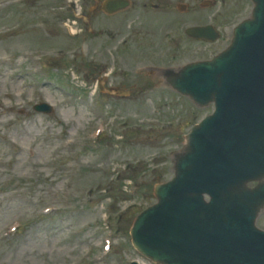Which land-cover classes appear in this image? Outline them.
<instances>
[{"label":"rangeland","instance_id":"1","mask_svg":"<svg viewBox=\"0 0 264 264\" xmlns=\"http://www.w3.org/2000/svg\"><path fill=\"white\" fill-rule=\"evenodd\" d=\"M241 1L242 8L239 9L238 13H247V2ZM47 4L52 9H59L61 0H49ZM197 13L208 17L211 11H198ZM4 19V22H0V26L2 24L13 26L18 23L14 16H5ZM32 19L35 18L26 16L22 22L28 23ZM13 44L15 43L11 41L0 45V59L4 55L17 56V53L20 51L36 47L28 44L15 47ZM90 44L94 49L96 48V42L93 41ZM8 46L12 49H9ZM70 46L71 44L68 48ZM50 47L52 46L46 44L40 48ZM58 62L57 60V65ZM50 63H53V61H50ZM68 69L75 73L73 65H70ZM16 74H18L17 65L14 64L12 67L0 65V90L5 92L11 91L14 95L13 101H5V103H16L25 107L20 110V113L24 112V115L17 116L19 111L16 110L12 116L15 119L13 120L15 129L9 131V136L15 139L19 146L23 147V150L17 155L14 166H12L14 159L9 157L11 155L10 151L0 140V162L2 163L0 166V169L2 168L0 170V215L2 218L0 220V228L5 227L9 222L17 218L28 220L31 215L39 211L41 206L47 204L62 206L63 209L60 215H56L50 221L34 223L28 228L26 241L32 245L24 251L25 258L28 259L26 262L18 260L16 263L27 264V262L31 261L33 264H54L53 260L46 261L48 253H52L54 259L58 260L61 255L83 252L85 245L78 244L80 240L88 239L95 243L99 242L102 233L101 228L94 224L96 220H100L103 217V208L107 204L102 199H98L91 206L84 205L83 192L87 186L95 184L96 175H90V178L83 180V172L87 161L96 164V157L88 158L86 157L88 154L83 155L80 161H78L80 174L76 171V167L67 171L61 170L58 165L49 166L48 156L50 155L49 149H51L49 147L50 142L47 138L49 130L44 129L48 128L51 131L57 130L55 120L59 119L66 120L73 126L77 124L87 126L91 119L87 118L86 112L88 111L86 107L76 102L64 104L60 93L53 92L49 88H46V93L43 96L57 103L58 115L56 113L54 116L46 118L32 114L30 108H28L30 104L26 102L29 94L25 85L29 80L23 78L18 79L15 77ZM86 101L89 102V99L86 98ZM186 107L187 105H184V108ZM180 132L181 134L185 133V127H181ZM0 133H6L4 126L1 124ZM179 142L182 144V139ZM179 146L168 141L153 151L149 146L145 148L146 150L138 147L133 150L131 159L133 161L152 159L155 157V153H160L165 156L169 152L176 151L180 148ZM23 152L27 153L23 154ZM102 156L103 158L105 156L108 157V154L104 153ZM127 156H129V153L122 155V159ZM163 156L160 158V161L163 164L165 173L163 180H166L172 175V161L165 159ZM23 159H26L25 164L22 163ZM110 166L112 167V165ZM19 193L22 194L21 197H17ZM115 205L116 207H122V204L117 200L115 201ZM258 225L264 229V212L260 216ZM125 228H127V224H124V231L117 239L118 247H120L119 252L104 264H123L122 262L117 263L116 258L123 260L124 256L122 251L127 250L123 245V242L127 240V230ZM78 230L82 232L79 235V240L78 236L72 235L74 231ZM17 245V242L10 243L1 238L0 234V255L7 253L9 250L17 247ZM29 252L31 253V257ZM126 255L128 257L131 253L126 252ZM133 257L131 255L132 259ZM18 259H21V256ZM8 263H11V261H8Z\"/></svg>","mask_w":264,"mask_h":264}]
</instances>
